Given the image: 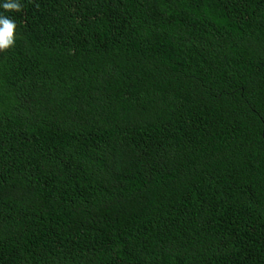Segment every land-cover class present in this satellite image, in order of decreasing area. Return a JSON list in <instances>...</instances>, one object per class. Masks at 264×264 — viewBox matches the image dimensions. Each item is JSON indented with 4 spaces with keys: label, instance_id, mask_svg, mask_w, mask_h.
Masks as SVG:
<instances>
[{
    "label": "trees",
    "instance_id": "16d2710c",
    "mask_svg": "<svg viewBox=\"0 0 264 264\" xmlns=\"http://www.w3.org/2000/svg\"><path fill=\"white\" fill-rule=\"evenodd\" d=\"M19 2L0 264H264V0Z\"/></svg>",
    "mask_w": 264,
    "mask_h": 264
},
{
    "label": "clouds",
    "instance_id": "9594fccd",
    "mask_svg": "<svg viewBox=\"0 0 264 264\" xmlns=\"http://www.w3.org/2000/svg\"><path fill=\"white\" fill-rule=\"evenodd\" d=\"M0 8L5 11H20L19 0H0ZM15 22L9 17L0 13V50L6 49L14 43Z\"/></svg>",
    "mask_w": 264,
    "mask_h": 264
}]
</instances>
